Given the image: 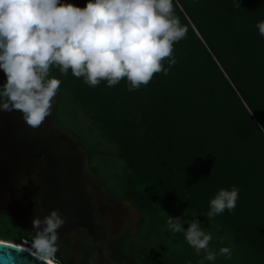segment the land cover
I'll use <instances>...</instances> for the list:
<instances>
[{
	"label": "trees",
	"instance_id": "16d2710c",
	"mask_svg": "<svg viewBox=\"0 0 264 264\" xmlns=\"http://www.w3.org/2000/svg\"><path fill=\"white\" fill-rule=\"evenodd\" d=\"M88 2L60 0L79 8ZM172 4L186 34L173 45L177 63L167 75L129 91L126 79L90 87L53 66L49 77L61 81L54 121L77 138L107 193L142 218L125 239L124 257L135 264L155 256L165 264H264V37L256 27L264 0ZM233 187L236 207L209 219V202ZM163 212L185 221V230L197 220L213 233L209 248L228 247L231 258L197 255L183 233L167 230ZM0 225L7 227L0 241H34L7 214Z\"/></svg>",
	"mask_w": 264,
	"mask_h": 264
},
{
	"label": "clouds",
	"instance_id": "9594fccd",
	"mask_svg": "<svg viewBox=\"0 0 264 264\" xmlns=\"http://www.w3.org/2000/svg\"><path fill=\"white\" fill-rule=\"evenodd\" d=\"M256 27L264 37V21ZM185 34L173 15L172 0H89L84 8L60 0H0V70L6 77L0 87V111H18L28 126L40 127L61 83L49 77L53 66L62 75L71 70L90 87L101 81L112 87L126 79L129 91L137 90L154 74H168L177 63L173 45ZM166 59L168 68L163 66ZM32 179L36 181L35 176ZM238 192L236 187L219 190L209 202L207 217L232 211ZM64 223L58 210L42 220L33 219L37 230L33 254L42 264H55L57 230ZM184 223L168 217L166 228L183 233L188 245L197 255L203 250L209 262L218 255L231 258L228 247L218 253L209 248L213 233L203 230L197 220L188 222L187 230Z\"/></svg>",
	"mask_w": 264,
	"mask_h": 264
},
{
	"label": "water",
	"instance_id": "95a60500",
	"mask_svg": "<svg viewBox=\"0 0 264 264\" xmlns=\"http://www.w3.org/2000/svg\"><path fill=\"white\" fill-rule=\"evenodd\" d=\"M6 82L0 70V87ZM59 94L52 100L50 115L38 128H31L18 111H0V214L11 216L25 231L36 234L32 221L41 220L34 191L26 190L21 183L30 179L36 189L38 203L47 212L58 208L64 225L91 229L93 208L96 201L105 216L119 231L126 226L131 234L136 227L127 225L129 220L142 222L138 211L127 201L109 195L92 174L87 152L79 147L77 138L58 128L54 121V106ZM29 194V197L26 195ZM100 219V218H99ZM0 264H42L33 253L13 244L0 241ZM95 264L110 263L102 253L97 254Z\"/></svg>",
	"mask_w": 264,
	"mask_h": 264
},
{
	"label": "flooded vegetation",
	"instance_id": "af4514ba",
	"mask_svg": "<svg viewBox=\"0 0 264 264\" xmlns=\"http://www.w3.org/2000/svg\"><path fill=\"white\" fill-rule=\"evenodd\" d=\"M88 164L96 182L99 183L96 171L90 166L89 159ZM21 183L26 190L35 192L36 198H31V200L33 203L38 204L41 211L40 216H47L50 212L45 213L38 203L37 182L35 181L33 184L30 179H24ZM104 189L107 193L105 187ZM26 195L29 197V194L26 193ZM90 204L93 208L94 216L91 229L77 226L57 231L58 240L56 246L58 250L54 256L56 264H95L98 253H102L113 264H135L134 260L124 257L123 248L125 239L133 237L138 232V227L141 223L132 220L128 221V226L136 227L137 232L135 234H131V231L126 226L122 227L119 231L113 222L103 214L101 207L96 201L92 200ZM54 210L59 211L58 208ZM32 235L35 239L36 234ZM31 242L33 244V241ZM146 259V264H165L159 260V256L148 257Z\"/></svg>",
	"mask_w": 264,
	"mask_h": 264
},
{
	"label": "built area",
	"instance_id": "2783aa9c",
	"mask_svg": "<svg viewBox=\"0 0 264 264\" xmlns=\"http://www.w3.org/2000/svg\"><path fill=\"white\" fill-rule=\"evenodd\" d=\"M15 246H18V247H24L25 249H27V250H29V251H31V252H33L34 253V249L32 248V242L31 241H28V240H22L21 241V243H20V245H15ZM55 264H56V262H55Z\"/></svg>",
	"mask_w": 264,
	"mask_h": 264
},
{
	"label": "bare ground",
	"instance_id": "6f19581e",
	"mask_svg": "<svg viewBox=\"0 0 264 264\" xmlns=\"http://www.w3.org/2000/svg\"><path fill=\"white\" fill-rule=\"evenodd\" d=\"M19 248L24 249V250L27 251V252L33 253V252H31V251L25 249L24 247H21V246H20Z\"/></svg>",
	"mask_w": 264,
	"mask_h": 264
},
{
	"label": "rangeland",
	"instance_id": "374dc122",
	"mask_svg": "<svg viewBox=\"0 0 264 264\" xmlns=\"http://www.w3.org/2000/svg\"><path fill=\"white\" fill-rule=\"evenodd\" d=\"M2 220H4V219H2ZM0 226H1V225H0ZM0 228L6 229L7 227L4 228V226H2V227H0ZM1 230H2V229H1Z\"/></svg>",
	"mask_w": 264,
	"mask_h": 264
}]
</instances>
